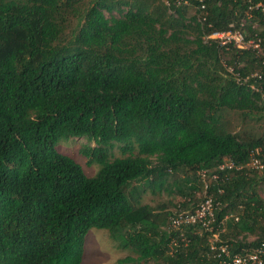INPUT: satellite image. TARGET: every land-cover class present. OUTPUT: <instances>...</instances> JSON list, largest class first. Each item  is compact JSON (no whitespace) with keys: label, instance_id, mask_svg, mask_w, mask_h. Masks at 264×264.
I'll list each match as a JSON object with an SVG mask.
<instances>
[{"label":"trees","instance_id":"1","mask_svg":"<svg viewBox=\"0 0 264 264\" xmlns=\"http://www.w3.org/2000/svg\"><path fill=\"white\" fill-rule=\"evenodd\" d=\"M165 1L0 0V264H81L93 228L131 264H231L264 243V167L249 165L264 133L221 118L264 111V0ZM234 28L260 47L208 38ZM73 137L94 175L57 149ZM224 161L239 167L205 188L199 171ZM205 191L211 228L173 226Z\"/></svg>","mask_w":264,"mask_h":264},{"label":"rangeland","instance_id":"2","mask_svg":"<svg viewBox=\"0 0 264 264\" xmlns=\"http://www.w3.org/2000/svg\"><path fill=\"white\" fill-rule=\"evenodd\" d=\"M106 15L110 16L108 12H106ZM221 114L224 125L234 132L243 135H261L264 133V111L254 115H245L234 110H222ZM88 143L86 138L73 137L61 140L57 144V149L74 157L83 166L86 174L92 176L97 172L99 165L97 163L88 164V158L82 152L83 147ZM91 144L93 145L94 142H91ZM115 155H121L118 148H115ZM179 173L176 176L183 175L182 172ZM200 192L198 191L197 195H201ZM261 193L264 196V187L261 189ZM183 201L184 198L176 191L173 193L167 191L153 193L147 190L141 196L142 203L150 204L156 208H166L171 214L177 211V208H180ZM218 238L219 233H215L212 242L215 244L219 241ZM253 238V236H250L248 239L252 240ZM122 242V237L113 238L107 229L93 228L87 235L81 264H131L118 262L120 258L127 255H137L130 249L123 248L121 246Z\"/></svg>","mask_w":264,"mask_h":264},{"label":"built area","instance_id":"3","mask_svg":"<svg viewBox=\"0 0 264 264\" xmlns=\"http://www.w3.org/2000/svg\"><path fill=\"white\" fill-rule=\"evenodd\" d=\"M169 4V1H165ZM180 3V2H179ZM262 5L261 3L258 6ZM243 25V24H242ZM208 38L217 39L221 45H228L229 43H235L240 48L248 47L250 45L255 48H259V41L254 39H246V35L241 28H234L225 32H213L208 35ZM249 165L253 168L262 169L264 163L261 159L255 155L251 158ZM232 161L222 162L215 171H209L203 169L199 171V176L205 184V188L208 187L209 179H218L222 178L220 172H225V176L228 174L227 171L238 168ZM215 219V207L213 204V199L205 191V196L203 201L194 211H182L172 218L171 224L173 226H179L186 223H201L205 228H211V224ZM222 250H225V247H222ZM257 262L259 264H264V243L258 247L253 252H249L244 255H236L232 259L231 264H247V261Z\"/></svg>","mask_w":264,"mask_h":264}]
</instances>
